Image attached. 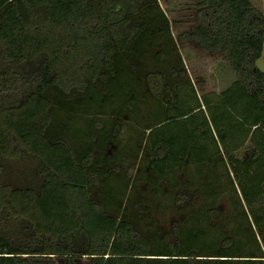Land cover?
<instances>
[{"label": "trees", "instance_id": "16d2710c", "mask_svg": "<svg viewBox=\"0 0 264 264\" xmlns=\"http://www.w3.org/2000/svg\"><path fill=\"white\" fill-rule=\"evenodd\" d=\"M197 4V25L179 40L221 51L237 78L198 96L182 71L186 80L173 84L165 115L131 129L146 136L133 157L145 158L152 193V182L173 168L203 167L213 187L219 164L232 185L233 173L247 209L239 239L230 234L217 248L203 232L182 238L174 226L175 240L158 244L131 220L136 203L111 195L122 154H105L122 137L118 117L129 118L121 105L144 97L145 81L163 95L170 51L185 68L158 0H0V264H264V71L255 65L264 13L251 0ZM153 46L164 55L151 56ZM150 57L160 69H148ZM115 101L119 108L107 118L104 108ZM81 114L88 116L78 124ZM247 141L255 153L242 160L236 151ZM27 160L36 161L28 183L11 179L8 167ZM134 170L128 167L130 178ZM193 196L180 190L174 201L184 205ZM216 213L211 204L206 214Z\"/></svg>", "mask_w": 264, "mask_h": 264}, {"label": "rangeland", "instance_id": "374dc122", "mask_svg": "<svg viewBox=\"0 0 264 264\" xmlns=\"http://www.w3.org/2000/svg\"><path fill=\"white\" fill-rule=\"evenodd\" d=\"M158 2L170 21L171 32L177 41L180 58L183 59L185 68H178L177 62L179 56L170 51L168 53L170 64L166 66V69L164 68L167 73L165 81L168 84V89L165 88L163 90V95L158 97L151 93L145 81V90H143L145 96L142 97L140 95L137 100L121 105L122 110L125 109L129 118L127 120V117H118L121 122L122 137L119 139V142L109 145L105 158L116 160L119 158V154H122L121 158L123 159V156H127V159L124 158L125 162L122 159L119 160L116 174L114 177H111V180H113L111 195L115 200H120L124 197V200L131 198V201L136 203L135 207H130L129 214L131 220L140 231L149 232L148 234L151 235L153 242L160 244L161 242L174 241L175 226L180 231L182 238L186 237L190 230L193 232L199 230L203 232L202 235H204L205 240L212 242L218 248L220 247L221 239L228 235L230 236V234L234 236V239H239L237 238L239 236L236 234V231L240 232L242 225H244L241 211L243 209L247 212L246 205L242 202L238 182L234 178L233 173L231 174L232 185L223 167L219 164L215 168V174L218 176L217 186L213 187L210 185L211 179H209L211 173L203 167L193 164L189 165L185 170L173 168L162 176L159 181L155 180L152 182L157 187L156 191L152 193L151 188L145 189V182L150 171L145 167V158L140 159L141 152L138 159L135 156L133 157L136 141L138 139L139 141H145L146 136L144 137L139 131L132 132L133 130L131 129L135 127L137 129L134 130H139L145 126H149L159 121L165 115L168 103L174 101L173 94H175V91L172 90L173 84L177 81L183 84L186 80L182 71L186 69L198 96L204 92H220L237 78L235 71L221 51L207 50L195 40H184L182 42L179 40V34L185 31H192V27L197 25L196 10L198 0H158ZM251 2L264 13V0H251ZM165 44L169 45L167 42L163 46ZM150 54L151 56L164 55L163 51L157 46H153ZM146 63L148 64V69L161 68L160 65H153L154 60L152 62L151 57L146 60ZM173 64L175 65L174 67H172ZM255 65L264 71V44L262 55L256 60ZM173 68H175L174 72L171 73ZM115 102L113 105L104 108V115L107 118L115 115L112 114L113 110L119 108L117 106L119 101ZM86 116L88 115H78L76 118L78 122L76 123H84ZM171 128L176 130L174 126H171ZM130 135L132 138L129 142ZM153 139L154 137L149 139L145 150L146 154H149L151 151ZM127 142L130 144L127 145ZM142 143L144 146V142ZM125 145L128 146L127 152L130 154L126 152ZM254 153L255 150L249 141L236 151L237 157L242 160L252 158ZM35 164V160L12 163L8 167L11 175L10 178L23 179L24 183H28L29 178L34 173ZM134 164L135 170L133 177L130 178L128 176V167ZM142 166H144V169L140 168L139 173L143 174L144 178H137L135 181L138 169ZM104 183V181H100L101 189L98 191L99 193L103 191L104 188L102 187ZM133 184L134 193L131 191ZM234 188L236 191H234ZM180 190L194 193V196L184 205H177L174 201L176 192ZM94 197L101 199L98 193H95ZM235 201L241 202V206L237 208L238 211L233 208ZM211 204L217 209V213L212 217L206 214L207 208ZM104 207L107 210H113V205L110 202H107Z\"/></svg>", "mask_w": 264, "mask_h": 264}, {"label": "crops", "instance_id": "0c3cea01", "mask_svg": "<svg viewBox=\"0 0 264 264\" xmlns=\"http://www.w3.org/2000/svg\"><path fill=\"white\" fill-rule=\"evenodd\" d=\"M193 78V77H192Z\"/></svg>", "mask_w": 264, "mask_h": 264}]
</instances>
